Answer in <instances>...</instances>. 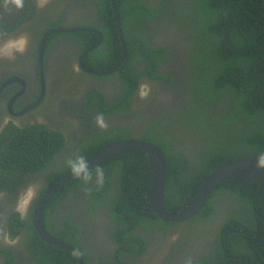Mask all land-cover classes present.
<instances>
[{"label": "trees", "instance_id": "16d2710c", "mask_svg": "<svg viewBox=\"0 0 264 264\" xmlns=\"http://www.w3.org/2000/svg\"><path fill=\"white\" fill-rule=\"evenodd\" d=\"M116 3L124 24L126 50L130 53V58L124 59L118 68L125 84L118 107L124 105L127 110L132 106L131 96L139 86V79L158 71L167 52L164 46L153 45L150 37L143 33L148 22L157 23L158 32L165 29L170 39L178 40L172 53L181 66L189 64L186 68L187 84L183 87L185 99L172 109L167 105L163 115L146 129L133 134L127 127L116 128L97 135V139L81 143L71 158L79 154L87 159L103 146L131 136L153 141L167 157L166 208L172 213L181 212L194 203L206 178L217 167L264 150V0H116ZM95 4L103 21L101 30L107 50L97 53L98 48L92 49L83 60L88 68L105 72L118 64L125 48L117 30L111 0H100ZM57 35H49L48 41ZM65 35L80 44V51L99 40L98 33L94 32ZM138 56L146 63L145 71L138 70L134 64V58ZM163 79L172 81L170 77ZM177 118L178 121H173ZM189 135H198L199 138L193 140L200 149L194 158L185 156L184 150L178 147L186 144ZM64 144V135L45 123L24 128L13 125L10 133L0 139V191L8 187L17 190L27 185L31 178L49 167ZM149 164L147 151L134 148L90 168L93 175L97 166L105 173L103 186L95 185L89 190L98 201L103 202L104 193L113 189L110 214L117 221L113 234L122 244L120 254L123 249L130 254L146 250L147 240L134 233L136 228L165 231L175 224L161 219L150 206L152 173ZM55 168L46 174L45 187L71 171L67 161ZM83 182L75 178L50 196L44 210L46 226L48 215L64 194ZM219 189L243 191L241 195L248 202V212L243 218L255 232L226 222L219 235L220 247L216 254L221 257L218 264H264V211L259 183L221 180L208 195L202 210L189 222L198 217L210 218L215 211L212 196ZM15 197L17 200L18 194ZM21 224H26V220L19 213H13L10 222L12 236ZM26 225L31 233L28 243L33 244L32 252L42 264H78L71 250L41 239L31 217ZM59 228L67 231L64 239L67 242H72V236L79 230L70 220L63 221ZM225 237L230 256L244 253L256 261L241 256L227 258L223 254L225 249L221 248ZM39 243L44 246L43 252L37 251ZM242 244L248 248L247 252L239 250ZM211 255L204 254L199 264H206Z\"/></svg>", "mask_w": 264, "mask_h": 264}, {"label": "flooded vegetation", "instance_id": "af4514ba", "mask_svg": "<svg viewBox=\"0 0 264 264\" xmlns=\"http://www.w3.org/2000/svg\"><path fill=\"white\" fill-rule=\"evenodd\" d=\"M99 1L50 0L49 4L41 9L37 8L35 0H26L22 10L0 9V44L19 35H25L28 39L23 54H17L11 60L0 59V139L10 133L13 125L24 128L35 123H45L64 135V147L66 145V149L63 147L53 157L49 167L42 170L40 175L36 174V178H31L27 185L17 190L8 187L0 191L5 194L0 199V264H42V260L32 252L33 244L31 246L28 243L31 233L26 224L29 218H32L34 207L45 191L43 189L47 185L46 174L70 159L76 153V146L80 147L81 143L97 139V135L116 128L127 127L133 134L138 130L146 129L147 126L153 125V121H157L158 116L163 115L167 105L172 109L173 105L176 106L185 99L183 87L187 84L186 68L189 64L184 63L181 66L172 53L175 52L178 40L170 39L165 29L158 32L157 23L151 22H148L149 25L143 33L150 37L153 45L164 46L167 52L158 71L152 76L143 75L139 79V85L148 84L151 87V94L146 102L139 98L138 86L131 96L132 106L127 110L124 105L118 107L121 104L119 100L125 92V84L119 70L105 75L102 73L111 69L105 72L92 70L83 60V65L86 67L84 69L79 58L88 48L80 51V44L71 36L65 35L69 32L49 34L58 35L51 41L47 39L44 75L41 76L37 59L39 44L45 32L56 27L90 28L91 30L84 32L98 33V42L101 41L96 47L97 53L107 50L104 33L101 30L104 27L103 21L95 4ZM130 25L134 24L130 23ZM121 58L118 62L119 67L124 59L130 58L128 50L126 57L123 60ZM136 59L134 58L136 68L145 71L146 63L139 60V56ZM163 77H170L172 81ZM97 112L103 113L108 123L107 129H99L95 126L93 117ZM193 140H196L195 137L189 135L185 140L186 144L178 145L188 158H194L200 151ZM95 185L97 184L94 179L76 185L64 194L57 207L48 215L47 226L44 223L49 232L62 240L65 239L67 231L59 228L61 223L70 220L75 224L79 230L72 236V242L64 241L80 251L86 264H199L206 253L212 254L206 264H218L221 257L216 254L220 247L219 235L226 222L236 223L255 232L245 223L247 219L243 218L248 212L247 199L241 195L243 191L228 192L219 189L212 196L215 211L210 218L204 220L198 217L189 222L197 216L196 214L175 222L165 231L157 228L149 230L136 228L134 233L141 234L147 240L146 250L140 254H130L123 249L120 254L118 251L122 244L116 241V236L113 234L117 221L110 214L113 189L105 192L104 201L100 202L89 191ZM30 186L34 189L35 195L23 217L26 224H21L18 232L12 236L10 222L12 214L16 212L15 195L23 194ZM225 235H227L226 231ZM5 237L13 243L6 242ZM221 245V248L225 249L223 254L227 258L241 256L256 261L244 253L230 256L226 237ZM36 247L39 248L37 251L43 252L42 244L39 243ZM239 250L247 252L248 248L242 244ZM155 258H158V261Z\"/></svg>", "mask_w": 264, "mask_h": 264}, {"label": "water", "instance_id": "95a60500", "mask_svg": "<svg viewBox=\"0 0 264 264\" xmlns=\"http://www.w3.org/2000/svg\"><path fill=\"white\" fill-rule=\"evenodd\" d=\"M113 10H114V16L116 21L117 30L120 35V39L123 42V46L125 48L124 56L121 58L122 60L124 57H126V42L124 37V30H123V23L121 19V13L117 6L116 0H111ZM85 30H91L87 27H56L54 29H51L43 35L38 49V64H39V70L40 74L43 77L44 75V56L46 52L47 47V38L48 35L52 32H75V31H85ZM98 44L86 49L82 54L80 55L79 62L82 65V67L85 69L86 67L83 65V58L84 56L90 52L92 49L96 48ZM119 68V64L111 69L108 72L102 73L105 75H109L115 70ZM91 73H97L94 71H89ZM98 74V73H97ZM143 149L147 151L148 157H149V168L152 173V182L150 186V192H149V203L154 212L163 220L172 221V222H180L185 219H188L190 217L195 216L198 214L202 208L205 206L208 195L211 193L213 188L221 181L225 179H231L236 181H248V182H257L259 183V189H260V195H261V202L263 206L264 211V169H257L255 167L257 156L261 153H264V150H261L259 152H256L250 156H247L245 158L233 160L231 162L225 163L219 167H217L205 180L204 185L201 189V192L199 196L196 198L194 203L187 208L186 210H183L181 212L172 213L168 211L165 205V179H166V171H167V157L165 155V152L163 149L155 142L153 141H145L138 139L136 137H130V138H124L119 139L116 141H113L102 148H100L98 151H96L94 154H92L90 157L87 158L89 167H93L96 164L102 163L106 160L113 159L115 156L119 155L122 152L128 151L130 149ZM69 171L68 173L64 174L60 178H58L56 181H54L51 185H49L41 197L39 198L37 204L34 207L33 214H32V224L37 233L40 235V237L59 247H64L69 250H72L78 260V264H86L80 251L72 246L71 244L67 243L66 241L54 236L51 232L47 230V228L44 225L43 221V213L46 207V204L49 201L50 196L58 190L59 187L64 185L65 183L75 179Z\"/></svg>", "mask_w": 264, "mask_h": 264}, {"label": "clouds", "instance_id": "9594fccd", "mask_svg": "<svg viewBox=\"0 0 264 264\" xmlns=\"http://www.w3.org/2000/svg\"><path fill=\"white\" fill-rule=\"evenodd\" d=\"M26 0H0V9L17 11L25 7ZM50 0H35L37 8H45ZM28 39L25 35H19L15 38L7 39L3 44H0V59H14L17 54H23L27 48ZM151 87L148 84H140L138 88V96L141 100H146L150 97ZM95 126L99 129H107L108 123L101 112H97L93 117ZM68 167L74 177L83 180L85 183L95 180L98 186H103L105 182V173L102 167L97 166L93 175L90 170L88 160L83 155H75L73 158L67 160ZM255 167L257 169H264V153L257 156ZM4 193L0 192V199L4 197ZM35 195L32 187L19 195L15 205V211L20 214L21 218L27 213L30 202ZM6 242L13 243L10 239L5 237Z\"/></svg>", "mask_w": 264, "mask_h": 264}, {"label": "rangeland", "instance_id": "374dc122", "mask_svg": "<svg viewBox=\"0 0 264 264\" xmlns=\"http://www.w3.org/2000/svg\"><path fill=\"white\" fill-rule=\"evenodd\" d=\"M149 100V98L148 99H146V100H143V102H146V101H148ZM151 103H153V102H151ZM179 120V118H177V119H173V121H178ZM175 124H176V122H175ZM183 125L185 126V124L183 123ZM176 127H178V128H188V127H183V126H177L176 125ZM190 137H194V135H190ZM195 137H197L198 138V135H195ZM202 138V136H200V139ZM199 139V138H198ZM64 149H66V145H65V147H64ZM36 178V177H35ZM31 187V186H30ZM156 259V258H155ZM156 261H158V258L156 259ZM152 264H154V263H152Z\"/></svg>", "mask_w": 264, "mask_h": 264}, {"label": "bare ground", "instance_id": "6f19581e", "mask_svg": "<svg viewBox=\"0 0 264 264\" xmlns=\"http://www.w3.org/2000/svg\"><path fill=\"white\" fill-rule=\"evenodd\" d=\"M33 12H34V11H33ZM38 15H39V14H38ZM45 188H46V187H45ZM45 188H44V189H45ZM38 197H39V196H38ZM37 199H38V198H37ZM31 219H32V218H31ZM70 243H71V242H70Z\"/></svg>", "mask_w": 264, "mask_h": 264}]
</instances>
